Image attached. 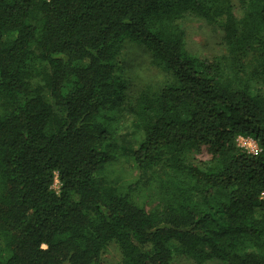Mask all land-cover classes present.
I'll use <instances>...</instances> for the list:
<instances>
[{"label":"trees","instance_id":"trees-1","mask_svg":"<svg viewBox=\"0 0 264 264\" xmlns=\"http://www.w3.org/2000/svg\"><path fill=\"white\" fill-rule=\"evenodd\" d=\"M189 15L223 31L235 70L185 49ZM129 41L170 77L129 105L143 134L137 168L164 171L162 204L151 211L99 181L118 150L109 112L124 97ZM257 82L264 0H0V264H107L110 243L120 264H171L179 253L197 264H264ZM207 143L212 158L186 161Z\"/></svg>","mask_w":264,"mask_h":264},{"label":"rangeland","instance_id":"rangeland-1","mask_svg":"<svg viewBox=\"0 0 264 264\" xmlns=\"http://www.w3.org/2000/svg\"><path fill=\"white\" fill-rule=\"evenodd\" d=\"M239 15V12H237ZM185 32L184 47L201 61L216 60L225 62L226 70H235L229 60L225 61L228 51L224 42V33L218 27L207 23L198 16L189 15L183 20ZM229 59V58H227ZM121 78L124 83L123 100L109 112V116L116 127V141L118 150L114 158L104 167L99 181L102 185L115 189L122 195H127L137 205L146 211L158 208L162 204L160 180L164 175L161 169L144 172L137 168L134 161V151L143 138L142 131L137 122L130 116L129 105L137 93L142 89L156 91L168 83L170 77L151 59L150 52L142 45L129 41L124 45L120 55ZM252 63L246 66L250 71ZM41 68V63L32 60L29 70L33 72ZM257 94L264 95V85L257 82L253 84ZM232 142L245 148L248 152L256 153L259 147L251 138L236 136ZM216 146L210 143L192 147L186 153L189 163L207 162L216 154ZM59 182L55 178L52 187L59 191ZM102 260L107 264H120L121 255L115 243H110L102 254ZM171 264H197L184 254H176ZM204 264H223L219 260H210Z\"/></svg>","mask_w":264,"mask_h":264}]
</instances>
